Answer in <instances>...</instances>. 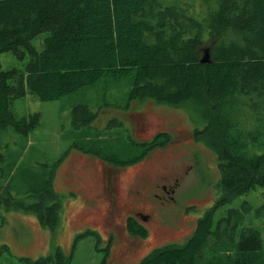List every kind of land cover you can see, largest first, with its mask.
<instances>
[{
    "label": "trees",
    "instance_id": "obj_1",
    "mask_svg": "<svg viewBox=\"0 0 264 264\" xmlns=\"http://www.w3.org/2000/svg\"><path fill=\"white\" fill-rule=\"evenodd\" d=\"M40 34L38 50L33 39ZM204 48L211 61L201 63ZM1 52L28 58L23 70L0 66V129L26 133L39 122L38 113L16 118L9 108L15 97L54 100L102 80L125 81L129 101L187 105L192 137L217 157V194L183 242L155 247L137 264H264V202L224 207L257 187L264 196V0H0ZM80 116L90 127L92 115ZM170 139L158 132L125 159L87 151L123 166ZM33 194L38 201L18 206L51 231L62 228L51 182ZM68 260L58 249L16 264Z\"/></svg>",
    "mask_w": 264,
    "mask_h": 264
},
{
    "label": "rangeland",
    "instance_id": "obj_2",
    "mask_svg": "<svg viewBox=\"0 0 264 264\" xmlns=\"http://www.w3.org/2000/svg\"><path fill=\"white\" fill-rule=\"evenodd\" d=\"M42 37L40 34L33 39L38 50ZM27 58L1 52L0 66L23 70ZM98 83L96 88L86 86L54 100L28 93L9 101L16 118L33 113L40 116L38 124L26 133L13 125L0 129V185L9 187V191L0 192V264L53 255L58 249L70 255L68 264H100L103 258L106 264H137L155 247L183 242L214 201L220 178L217 157L192 137L195 125L185 111L187 105L152 99L129 101L130 87L125 81ZM78 104L86 105L87 110L75 113ZM80 115H92L88 118L90 127L81 123ZM158 132H168L170 141L135 164L120 167L121 163L87 151L98 149L104 155L113 154L114 159L130 158L141 151L139 143L151 140ZM138 170L150 182L172 183L179 177L174 199L161 200L145 186L139 187L141 193L134 192L135 187L127 192L118 189L113 201L107 191L104 194L106 173L116 175L126 186L138 181ZM49 181L61 204L62 228L54 231L18 206L20 202L38 201L34 190L44 188ZM262 189L242 194L224 207H237L243 201L259 206L264 202ZM124 197L129 198L130 208L152 212L145 224L146 238H125L123 218L131 209L113 206L122 204ZM145 202L152 203L153 209L143 206ZM123 246L131 254L122 256Z\"/></svg>",
    "mask_w": 264,
    "mask_h": 264
},
{
    "label": "flooded vegetation",
    "instance_id": "obj_3",
    "mask_svg": "<svg viewBox=\"0 0 264 264\" xmlns=\"http://www.w3.org/2000/svg\"><path fill=\"white\" fill-rule=\"evenodd\" d=\"M146 142V140H145ZM138 161H135L131 164H135ZM128 165V164H127ZM125 166V165H123ZM120 166V167H123ZM143 171L138 170L137 174L139 175L138 181H133L129 184H127L126 186H123L120 183V180H118L116 178V175L110 174L109 172L106 173L105 175V180H104V194L105 191H107V196H110V198L113 200H115L116 196H117V190L119 189L120 191H124L127 192L129 189L131 190L132 187H135L134 192L136 193H141L139 192L140 188L142 187H146L147 191L149 190H154L157 197L160 198L161 200H172L174 199L173 196V192L174 189L176 187V185H178L179 182V177H175L172 181V183H168V182H150L148 179H144V174L142 175ZM149 193H147L146 196H148ZM130 204L129 198L128 197H124V200L122 201V204H118V205H113L116 208H120L121 206H125V209H131L130 213L125 215V217L123 219H125L124 221V228H125V238L126 237H133V238H146L145 236H140L139 234L135 233L134 231H141V230H145L147 232V227L145 224H147L149 222V220L151 219L150 217H152V212H144L142 210H138L137 207L134 208H130L128 205ZM152 203H148V205L146 204V202L143 204V206L148 207L149 209H153L152 205H150ZM112 207V209H114V207ZM140 209V208H139ZM131 224V225H130ZM110 249L111 246H109L108 248V253L110 254ZM129 249L125 248L124 246L121 248V255L122 256H127L131 253H129ZM109 257V255H108Z\"/></svg>",
    "mask_w": 264,
    "mask_h": 264
},
{
    "label": "water",
    "instance_id": "obj_4",
    "mask_svg": "<svg viewBox=\"0 0 264 264\" xmlns=\"http://www.w3.org/2000/svg\"><path fill=\"white\" fill-rule=\"evenodd\" d=\"M209 56H210L209 49L204 48L201 57H199V62H201V63L210 62L211 58Z\"/></svg>",
    "mask_w": 264,
    "mask_h": 264
}]
</instances>
